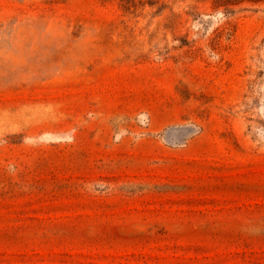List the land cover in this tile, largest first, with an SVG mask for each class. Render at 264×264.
<instances>
[{
    "label": "rangeland",
    "instance_id": "obj_1",
    "mask_svg": "<svg viewBox=\"0 0 264 264\" xmlns=\"http://www.w3.org/2000/svg\"><path fill=\"white\" fill-rule=\"evenodd\" d=\"M0 264H264V0H0Z\"/></svg>",
    "mask_w": 264,
    "mask_h": 264
}]
</instances>
